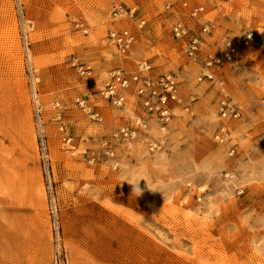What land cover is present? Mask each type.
<instances>
[{
	"label": "rangeland",
	"instance_id": "374dc122",
	"mask_svg": "<svg viewBox=\"0 0 264 264\" xmlns=\"http://www.w3.org/2000/svg\"><path fill=\"white\" fill-rule=\"evenodd\" d=\"M117 3L147 21L126 51ZM226 40L236 61L200 80ZM144 62L190 106L167 125L99 96ZM0 264H264V0H0Z\"/></svg>",
	"mask_w": 264,
	"mask_h": 264
},
{
	"label": "built area",
	"instance_id": "2783aa9c",
	"mask_svg": "<svg viewBox=\"0 0 264 264\" xmlns=\"http://www.w3.org/2000/svg\"><path fill=\"white\" fill-rule=\"evenodd\" d=\"M169 4L167 7L170 8ZM183 6H187L186 3ZM202 7L192 9V17L198 16L202 12ZM111 19L113 21H127L130 27L125 30L112 29L108 33V39L120 51H126L137 40V34L144 31L147 27V21L144 19L138 6H125L121 3L114 4L111 9ZM211 26H204L203 33H209ZM189 27L178 22L172 27V35L175 39H183L188 36ZM255 40V33L249 31L244 37V43L247 45ZM204 45L202 37H193L189 39L187 45V55L190 58L197 57ZM225 50L219 58H209L205 63V72L200 80L206 79L214 81L215 76L211 68L213 66H222L223 63H234L236 61L238 48L236 44L230 40H226ZM152 65L149 62L140 63L135 73H127L118 69L112 73L110 80L99 92L101 99L112 103L116 107H124L126 98L130 92L137 99L139 105L150 116L158 119L163 125L175 117V111L178 108L189 111V105L186 104L181 91L178 79L173 74H163L154 77ZM240 111L234 107L228 97L221 101L222 118L233 117L238 118ZM229 131L220 128L215 139L218 143L223 144L228 140Z\"/></svg>",
	"mask_w": 264,
	"mask_h": 264
},
{
	"label": "clouds",
	"instance_id": "9594fccd",
	"mask_svg": "<svg viewBox=\"0 0 264 264\" xmlns=\"http://www.w3.org/2000/svg\"><path fill=\"white\" fill-rule=\"evenodd\" d=\"M134 191H135L136 193H140V189H139V188H135Z\"/></svg>",
	"mask_w": 264,
	"mask_h": 264
}]
</instances>
